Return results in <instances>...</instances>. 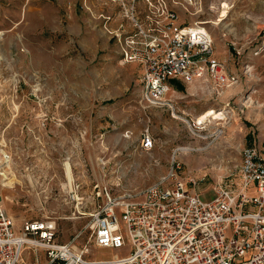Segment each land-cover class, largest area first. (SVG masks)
Wrapping results in <instances>:
<instances>
[{
	"label": "rangeland",
	"instance_id": "rangeland-1",
	"mask_svg": "<svg viewBox=\"0 0 264 264\" xmlns=\"http://www.w3.org/2000/svg\"><path fill=\"white\" fill-rule=\"evenodd\" d=\"M188 19L205 23L214 56L237 79L219 94L208 79L171 84L173 115L143 109L139 69L118 62L99 22L38 33L0 28V172L7 177L0 175V197L15 228L53 218L58 242L118 259L127 248L89 243L103 188L113 196L137 192L179 163L175 176L209 198L221 179L236 176L241 148L264 142V0H202ZM209 109L223 111L224 123L199 128L195 117ZM146 125L155 137L149 152L139 146ZM24 258L31 262V252Z\"/></svg>",
	"mask_w": 264,
	"mask_h": 264
},
{
	"label": "built area",
	"instance_id": "built-area-1",
	"mask_svg": "<svg viewBox=\"0 0 264 264\" xmlns=\"http://www.w3.org/2000/svg\"><path fill=\"white\" fill-rule=\"evenodd\" d=\"M97 1L98 13L87 0L81 8L99 21L118 62L138 67L143 109L166 108L173 115L174 102L167 97L174 92L171 84L208 79L217 94L236 82L214 56L205 23L188 19L201 12L202 0ZM154 145L146 125L139 146L149 152ZM240 156L236 176L221 179L209 198L175 176L179 163L137 192L99 191L101 203L90 213L89 243L127 248L118 259L90 258L88 244L78 248L58 242L53 218L15 228L0 197V264H41L42 253V264H264V142L243 146ZM24 252H31V262Z\"/></svg>",
	"mask_w": 264,
	"mask_h": 264
},
{
	"label": "crops",
	"instance_id": "crops-1",
	"mask_svg": "<svg viewBox=\"0 0 264 264\" xmlns=\"http://www.w3.org/2000/svg\"><path fill=\"white\" fill-rule=\"evenodd\" d=\"M82 3L83 0H0V14L5 16V19L0 16V28L10 31L19 27L38 33L43 28L69 31L77 25L79 28V22L83 24L85 19L98 23L81 8ZM87 4L94 14L101 10L97 0H87ZM78 11L82 15L78 16Z\"/></svg>",
	"mask_w": 264,
	"mask_h": 264
},
{
	"label": "bare ground",
	"instance_id": "bare-ground-1",
	"mask_svg": "<svg viewBox=\"0 0 264 264\" xmlns=\"http://www.w3.org/2000/svg\"><path fill=\"white\" fill-rule=\"evenodd\" d=\"M224 6L227 7V4H224ZM4 32L0 31V38L2 37ZM205 80V79H204ZM230 86V85H229ZM228 87V86H227ZM219 90H223V89H219ZM218 90V91H219ZM226 119L225 114L223 111H214V110H207L201 114H199L198 116L195 117L194 119V123L195 125H198L199 128H205V126L207 124H215V125H221L224 123V120ZM9 157L7 155H5V161L8 162ZM64 172H65V178H66V188H68L71 190L72 189V181H73V174H72V170H71V166L68 162H66L64 164ZM0 175L2 176L3 180H5L7 177L5 176V174L3 172H0Z\"/></svg>",
	"mask_w": 264,
	"mask_h": 264
},
{
	"label": "trees",
	"instance_id": "trees-1",
	"mask_svg": "<svg viewBox=\"0 0 264 264\" xmlns=\"http://www.w3.org/2000/svg\"><path fill=\"white\" fill-rule=\"evenodd\" d=\"M178 87H180V84L178 85ZM182 88V87H181Z\"/></svg>",
	"mask_w": 264,
	"mask_h": 264
}]
</instances>
